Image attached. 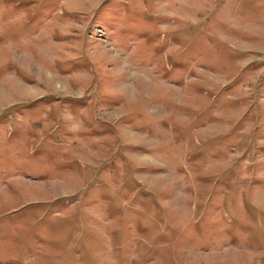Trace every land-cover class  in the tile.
Segmentation results:
<instances>
[{
	"label": "rangeland",
	"instance_id": "1",
	"mask_svg": "<svg viewBox=\"0 0 264 264\" xmlns=\"http://www.w3.org/2000/svg\"><path fill=\"white\" fill-rule=\"evenodd\" d=\"M0 264H264V0H0Z\"/></svg>",
	"mask_w": 264,
	"mask_h": 264
}]
</instances>
